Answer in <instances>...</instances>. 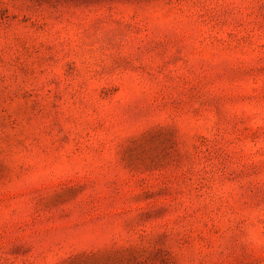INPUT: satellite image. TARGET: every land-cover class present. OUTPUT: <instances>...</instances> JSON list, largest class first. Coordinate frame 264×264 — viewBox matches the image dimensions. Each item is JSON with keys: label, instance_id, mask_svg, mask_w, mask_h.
Masks as SVG:
<instances>
[{"label": "rangeland", "instance_id": "rangeland-1", "mask_svg": "<svg viewBox=\"0 0 264 264\" xmlns=\"http://www.w3.org/2000/svg\"><path fill=\"white\" fill-rule=\"evenodd\" d=\"M0 264H264V0H0Z\"/></svg>", "mask_w": 264, "mask_h": 264}]
</instances>
